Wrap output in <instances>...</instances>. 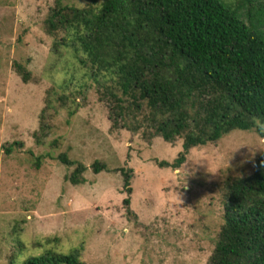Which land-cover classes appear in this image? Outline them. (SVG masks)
Returning <instances> with one entry per match:
<instances>
[{
    "label": "rangeland",
    "instance_id": "rangeland-1",
    "mask_svg": "<svg viewBox=\"0 0 264 264\" xmlns=\"http://www.w3.org/2000/svg\"><path fill=\"white\" fill-rule=\"evenodd\" d=\"M101 1L0 0V264L45 252L84 264H205L223 222V182L252 172L264 138L132 11L120 28L107 17L44 32L57 4L96 12ZM183 146L177 169L154 163ZM60 152L130 167L136 220L124 213L117 172L87 169L71 185Z\"/></svg>",
    "mask_w": 264,
    "mask_h": 264
},
{
    "label": "trees",
    "instance_id": "trees-1",
    "mask_svg": "<svg viewBox=\"0 0 264 264\" xmlns=\"http://www.w3.org/2000/svg\"><path fill=\"white\" fill-rule=\"evenodd\" d=\"M100 8L97 14L90 8L57 4L43 20L44 32L71 23L91 29L107 17L120 28V16L132 11L198 70L206 83L222 89L246 113L250 121L244 129L253 127V115L264 118V0H102ZM179 123L172 130L174 134ZM255 131L264 138V130ZM186 151L187 146H183L171 161L155 159L154 163L175 170ZM56 161L70 167L64 178L71 185L82 183L87 169L94 174L117 172L127 194L121 202L124 213L136 220L128 198L130 167L110 168L101 159L85 165L69 159L65 152L58 153ZM223 187V222L205 264H264V149L249 175L227 178ZM77 258L75 253L45 252L29 256L21 264H84Z\"/></svg>",
    "mask_w": 264,
    "mask_h": 264
},
{
    "label": "clouds",
    "instance_id": "clouds-1",
    "mask_svg": "<svg viewBox=\"0 0 264 264\" xmlns=\"http://www.w3.org/2000/svg\"><path fill=\"white\" fill-rule=\"evenodd\" d=\"M81 6L83 7V4H81ZM100 10H101V8L98 6L96 9L97 14H99ZM75 31L76 30L74 28H71V27L68 29V32L70 34H73V35L75 34ZM86 34H87V30L83 26H81L80 30H79V35L83 36ZM251 123H252L253 127L256 128L258 131L264 129V118L253 115L251 117Z\"/></svg>",
    "mask_w": 264,
    "mask_h": 264
}]
</instances>
